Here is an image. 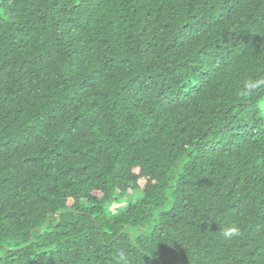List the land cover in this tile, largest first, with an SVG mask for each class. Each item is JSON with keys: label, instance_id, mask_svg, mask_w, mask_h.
<instances>
[{"label": "trees", "instance_id": "16d2710c", "mask_svg": "<svg viewBox=\"0 0 264 264\" xmlns=\"http://www.w3.org/2000/svg\"><path fill=\"white\" fill-rule=\"evenodd\" d=\"M0 264H264V0H0Z\"/></svg>", "mask_w": 264, "mask_h": 264}, {"label": "rangeland", "instance_id": "374dc122", "mask_svg": "<svg viewBox=\"0 0 264 264\" xmlns=\"http://www.w3.org/2000/svg\"><path fill=\"white\" fill-rule=\"evenodd\" d=\"M133 194H135L134 192H129V193H127V194H125V198H127V200H133L134 199V196H133ZM125 201V200H124ZM123 202L122 203H116V204H114L111 208H112V210L113 211H116L117 210V208L119 207V206H123Z\"/></svg>", "mask_w": 264, "mask_h": 264}]
</instances>
